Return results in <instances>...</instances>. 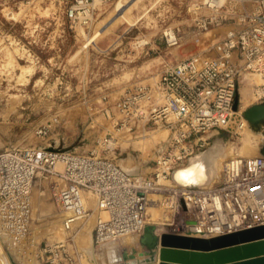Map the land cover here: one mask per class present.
<instances>
[{
    "label": "rangeland",
    "instance_id": "rangeland-1",
    "mask_svg": "<svg viewBox=\"0 0 264 264\" xmlns=\"http://www.w3.org/2000/svg\"><path fill=\"white\" fill-rule=\"evenodd\" d=\"M129 1L100 4L96 1L95 8L84 23H72L67 11L74 0H0L1 150L42 147L43 144L51 146L53 141L54 146L66 151L75 153L79 150L77 153L86 154L90 148L100 151L97 141L110 135L114 138V142L111 140L110 143H116L115 148L102 154L114 159L123 168L137 165L139 175L147 176L148 167L152 166L157 152L165 146L168 132L163 127L150 124L145 126V131L140 129L132 134L139 135L136 138L129 137L125 131H115L111 121L113 115H117L113 109L114 102L137 83H153L165 63L202 50L212 54L213 44L236 26L235 21L250 11L252 5L251 0H138L137 5L127 11L125 19L115 21V5L118 2L126 5ZM203 1L207 5H203ZM137 16H141V20L132 25L129 21L133 22ZM202 20L219 21V24L199 31L196 21ZM162 32L168 39L177 37L178 43L166 45ZM240 88L236 117H241L237 126H233V133L219 131L215 134L222 139L215 140H219L221 153L225 154H221L223 162L231 157L228 148L235 156H248L237 155L236 149L243 145L242 121L246 123V120L242 113L255 103L249 95L250 91L245 90L247 85ZM108 114L111 116L108 117ZM42 127L48 130L43 139L35 134ZM262 140H253L250 147L253 155L249 156L259 155ZM229 145L233 148L230 149ZM194 155L174 168L165 184L182 188L185 185L205 187L217 179L220 169L214 172L215 178L210 183L185 182L175 178V173ZM139 160L141 163L135 164ZM63 186L64 182L54 174H39L34 179L32 231L29 236L34 242L28 243L30 245L26 242L17 244L9 239L4 242L6 237L0 233V240L3 237L4 248L12 264H40L35 256V245L60 242L67 237L62 227L63 214L56 201V191ZM86 195L88 198H84L83 205L89 209V216L72 226L75 229L74 242L84 257L83 250L89 248L86 234L92 229L98 214L94 199ZM182 209L185 210L183 204ZM187 211H190L189 206ZM178 213L182 212L178 210ZM181 215L183 219L185 215ZM155 226L151 223L148 227L154 231ZM162 232L168 231L163 229ZM139 237L137 248L130 250L129 247L119 246L118 241L114 257L116 262L113 263L125 264L132 260L135 264H156L154 260H148L149 250L139 243ZM9 243H15L12 245L16 251ZM144 250L147 256L138 255ZM94 254L96 264H102L96 252Z\"/></svg>",
    "mask_w": 264,
    "mask_h": 264
},
{
    "label": "built area",
    "instance_id": "built-area-1",
    "mask_svg": "<svg viewBox=\"0 0 264 264\" xmlns=\"http://www.w3.org/2000/svg\"><path fill=\"white\" fill-rule=\"evenodd\" d=\"M96 1L115 0H74L67 11L69 20L84 23ZM251 5L236 26L213 44L212 54L202 50L165 63L152 84L136 85L114 102L115 131L136 138L139 135L132 134L150 124L168 132L146 177L127 175L114 159L102 154L115 148L110 135L97 141L101 153L49 147L0 149V233L12 242L27 244L32 231V189L39 174H54L64 182L56 191V201L67 233L64 241L35 245L40 264H81L83 254L74 242L72 226L89 216L83 205L85 194L93 197L98 212L91 239L99 250L127 234L141 236L150 225L147 217L152 204L168 205L176 214L180 210L185 215L183 228L193 237L211 238L264 226V158L260 155L229 158L220 181L208 187L177 189L160 183L187 157L205 149L219 131L233 133L241 117L237 119L233 102L242 84L250 87L254 103L264 102V0H251ZM218 24L196 21L199 31ZM162 36L168 46L178 43L177 37L169 43L165 32ZM47 132L42 127L35 134L43 139Z\"/></svg>",
    "mask_w": 264,
    "mask_h": 264
},
{
    "label": "water",
    "instance_id": "water-1",
    "mask_svg": "<svg viewBox=\"0 0 264 264\" xmlns=\"http://www.w3.org/2000/svg\"><path fill=\"white\" fill-rule=\"evenodd\" d=\"M237 105L238 98L235 96L234 111L237 110ZM242 116L253 130H258L264 123V102L247 107ZM217 138L222 140L220 137L214 136L210 144L205 149L196 152L195 155L206 151ZM47 149L60 150L51 147ZM258 153L264 158V139L261 141ZM228 160L229 158L226 159V161ZM118 166L129 176H137L140 173L137 165H133L131 168H123L119 164ZM220 179L221 174L216 182H219ZM184 188L198 189L200 187L188 185ZM139 243L149 250V261H153L154 250L158 247L157 264H264V226H256L211 238H199L175 232L154 235L149 227H146L144 233L139 237Z\"/></svg>",
    "mask_w": 264,
    "mask_h": 264
},
{
    "label": "bare ground",
    "instance_id": "bare-ground-1",
    "mask_svg": "<svg viewBox=\"0 0 264 264\" xmlns=\"http://www.w3.org/2000/svg\"><path fill=\"white\" fill-rule=\"evenodd\" d=\"M138 2V0H130L129 2H127L126 5L124 4H120L119 2L115 5V8L114 10L117 11L116 15L114 18L115 21H120L121 19H125V14L126 16L128 15V12L127 11H131V7L133 5H135L136 3ZM137 5V4H136ZM142 16V15H141ZM141 16H137L134 21H129L130 23H132V25L136 24L137 22H139L141 20ZM128 19V18H127ZM97 33V32H96ZM169 35V34H168ZM170 36V35H169ZM171 37V36H170ZM168 38V36H167ZM93 39H94V36H93ZM91 40V39H90ZM173 40V38H172ZM171 39H168V41H172ZM91 42V41H90ZM86 43V42H85ZM88 43H89V39H88ZM170 43V42H169ZM87 46V43L84 44ZM84 47V46H83ZM246 78V76L244 77ZM243 86H246L247 84H242ZM241 89V88H240ZM244 89V88H243ZM245 90H249L250 94H251V90H250V87L247 85V88H245ZM243 124V133H244V138L242 140V143L243 145L241 146V148H237L236 150L238 151L236 154L237 155H242V154H246V155H251L252 154V150L250 149L251 147V144H253V140H259V139H264V123H262L260 125V128L258 130H256L257 132L255 133H252L254 132L255 130H253L251 132L250 128L253 129L251 126L249 128V124L247 123H244V121H242ZM241 126V125H240ZM239 126V127H240ZM164 132V131H162ZM166 132V131H165ZM164 134V133H163ZM162 135V134H161ZM160 135V137H162ZM158 136H155V138H157ZM247 146H246V145ZM245 145V146H244ZM230 146V149L231 148V145ZM228 148V147H227ZM255 148V147H254ZM235 149V148H234ZM253 149V148H252ZM224 150L225 147H224ZM229 151V153L231 154V157L235 156V153L233 151H230L229 148L227 149ZM222 149L220 147V144H219V140H215L213 142V145L211 147H209L206 151L198 154V155H194L192 157H190L188 159V162L187 164L181 168L179 171H177L175 174V178L177 180H182V181H185V182H197V183H201V184H204V183H207L215 178L213 175H214V172L215 171H219L220 169V174H221V171H222V168L224 166V164L227 162V161H222L223 159L221 158V156L224 154L221 153ZM255 151V150H254ZM227 152V151H225ZM222 154V155H221ZM225 155V154H224ZM229 155V154H228ZM253 155V154H252ZM227 156V155H226ZM245 156V155H244ZM228 157V156H227ZM230 157V156H229ZM230 157V158H231ZM250 157V156H249ZM226 158V157H225ZM222 159V160H221ZM56 170H60V166L59 165H56ZM143 170V169H142ZM144 172V171H143ZM219 173V172H218ZM217 173V174H218ZM213 176V177H212ZM219 177V176H218ZM217 177V178H218ZM215 180V181H214ZM168 179H165V180H162L160 179V183L164 184V185H167L165 184V182L167 183ZM214 181V182H213ZM217 181V179H213L212 180V183H215ZM211 184L208 185L207 183V186L205 187H208L210 186ZM167 186H171V187H175L177 189H186V188H182V187H177L173 184L171 185H167ZM186 186V185H185ZM194 187H199V186H194ZM200 188H204V187H200ZM199 189V188H198ZM90 195V194H89ZM91 196V195H90ZM92 197V196H91ZM88 198V197H87ZM93 198V197H92ZM157 198L154 199V201H156ZM85 204V203H83ZM188 205V204H187ZM189 206V205H188ZM167 207V208H166ZM164 207L163 205H158V204H152L150 206V209H149V214H148V217H147V224H151L152 225H156L154 227V235H160L164 232L163 229L167 230L168 232H175V233H179V234H183V235H188V236H191V235H194V233H190L187 231V229L183 228V219H182V213H178V210L176 211V213H173L172 211V208H170L169 206H166ZM190 207V206H189ZM157 214L160 215L159 217H157ZM178 221V222H177ZM89 228V227H88ZM88 230V229H87ZM91 228L88 232V241H86L88 244V250L84 249L83 250V253L85 254L86 257L82 256L81 258V263L82 264H96V259L97 258H94L95 254L94 252H96V256L99 257L100 261L102 262V264H112L113 262H116V259L114 260V257L116 255V247L118 246L117 245V242L120 241V245L119 246H123V247H129V250L130 248L132 249L133 247H136L137 245V240H138V236L139 234L137 233H132V234H127L125 236H123L122 238H120L118 241L116 242H112L108 245H105L102 247V249H100L101 252H98V251H94L93 248H92V239H91ZM86 232V231H85ZM84 232V233H85ZM86 232V233H87ZM162 232V233H161ZM83 233V234H84ZM156 233V234H155ZM159 233V234H157ZM4 235V234H3ZM79 235V234H78ZM85 236V235H84ZM4 237H6L3 241L5 242L6 239H9L7 238V236L5 235ZM79 237V236H78ZM76 237V238H78ZM3 239V237H1ZM86 238V237H85ZM2 239L0 240V264H12L11 261L9 260V257L7 255V250L4 248L5 246V243H3ZM59 239H61L59 237ZM79 239V238H78ZM10 242H11V239H9ZM28 243H33L34 241H32L31 237H28L27 238ZM81 241L82 238L80 239ZM7 241V240H6ZM80 241V242H81ZM25 241H23L24 243ZM84 242V244L86 243ZM8 242H6L7 244ZM16 243V242H15ZM15 243H12V244H15ZM11 243H9L11 249H16L14 247V245H12ZM18 244V243H17ZM21 244V243H19ZM28 244V245H30ZM8 245V246H9ZM82 245V244H81ZM18 247V245H16ZM21 246V245H19ZM91 247V248H90ZM137 248V247H136ZM32 250V248H31ZM35 250V249H34ZM98 250V249H97ZM16 251V250H15ZM94 251V252H93ZM29 252V251H28ZM35 252V251H34ZM138 252V251H137ZM157 253H158V247L154 250V261L155 263L157 264ZM29 254V253H28ZM33 255V254H32ZM138 255H140L141 257L144 255V256H147L146 254V251L145 252H139ZM27 256V255H26ZM31 256V255H30ZM35 257V256H33ZM139 257V258H141ZM144 258V257H143ZM17 259V258H16ZM145 259V258H144ZM26 260V259H25ZM143 260V259H142ZM28 261V260H27ZM141 261V260H140ZM27 263V262H26ZM34 263V262H33ZM100 264V263H99ZM113 264H123L122 262L121 263H113ZM125 264H135V262H133L132 260L129 261L128 263H125Z\"/></svg>",
    "mask_w": 264,
    "mask_h": 264
},
{
    "label": "crops",
    "instance_id": "crops-1",
    "mask_svg": "<svg viewBox=\"0 0 264 264\" xmlns=\"http://www.w3.org/2000/svg\"><path fill=\"white\" fill-rule=\"evenodd\" d=\"M139 84H152V83H149V82H140V83H137L136 85H139ZM135 86V85H134ZM133 86V87H134ZM133 87H131V88H133ZM51 146H50V144L49 145H42V147H56V146H54V143H53V141H51ZM56 148H59L58 146L56 147ZM61 149V148H60ZM91 150H94L93 148H90V149H88V150H86V151H91ZM77 152H79V150L77 151ZM76 151H75V153H77ZM98 152H100V151H98ZM137 163H141V161L139 160V161H135V164H137ZM143 163V162H142ZM147 167V166H146ZM150 168V170H151V167H148V169ZM148 173H150V171L148 172ZM146 250H144V252H145ZM147 252V251H146Z\"/></svg>",
    "mask_w": 264,
    "mask_h": 264
}]
</instances>
